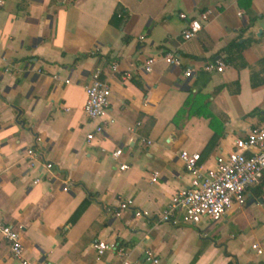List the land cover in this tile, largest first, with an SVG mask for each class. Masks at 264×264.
<instances>
[{"label": "crops", "instance_id": "crops-1", "mask_svg": "<svg viewBox=\"0 0 264 264\" xmlns=\"http://www.w3.org/2000/svg\"><path fill=\"white\" fill-rule=\"evenodd\" d=\"M0 1V223L18 229L29 264H115L113 252L93 249L97 238L133 259L150 250L158 264H264V179L218 221L186 223L181 212L161 220L189 183L180 150L200 156L215 138L201 160L209 163L264 127V0ZM207 9L184 41L180 13L198 19ZM166 52L179 65L166 64ZM217 57L226 68L203 69ZM112 64L131 76L122 80ZM95 68L112 88L115 122L88 141L94 123L83 106ZM47 160L51 175L35 183ZM125 198L131 204L117 216ZM0 264H22L1 234Z\"/></svg>", "mask_w": 264, "mask_h": 264}, {"label": "built area", "instance_id": "built-area-1", "mask_svg": "<svg viewBox=\"0 0 264 264\" xmlns=\"http://www.w3.org/2000/svg\"><path fill=\"white\" fill-rule=\"evenodd\" d=\"M1 3V1H0ZM212 13L210 9L200 12L198 19H189L184 13L180 17L185 21V27L180 31L184 41L193 38L200 30V21L208 20ZM241 16V14H238ZM161 58L168 65L177 66L180 63L178 55L172 52L164 53ZM154 57L148 58L142 63L140 69L143 73H149ZM225 67L223 59L215 58L207 62L203 69L207 71L215 70L221 72ZM111 70L119 74L122 80L131 76L129 71L119 72L118 65L112 64ZM184 78L191 76V70L183 73ZM87 99L83 110L90 122L94 123L92 130L87 133L88 141L92 140L96 134H104L108 126L115 122L114 118L108 116L112 88L107 79L103 78L100 68H95L92 72L90 82L85 86ZM121 150L112 153L113 158L121 154ZM30 158L28 167L36 166V153L33 149L26 151ZM178 158L189 174V183L179 186L174 191L172 199L167 203L161 220L172 217L175 212H181V218L186 223L197 224L205 220L218 221L224 213L233 206H242L245 202L247 189L258 183L264 175V127H253L249 129L244 137L238 138L232 144L230 151H220L216 153L209 163L200 161L198 152H186L180 150ZM52 161L47 160L41 164L42 173L34 179L39 182L43 177L51 175ZM126 163L120 164V169L125 168ZM158 172L154 171L151 181H155ZM68 186L64 185L63 189ZM131 204L130 198H125L118 203L116 215L120 216L124 208ZM135 215L147 214L143 210H135ZM0 234L8 242L11 253L18 258L22 264H29L23 253V246L18 229L11 223H0ZM92 247L99 254L113 252L117 261L115 264H158V256L148 250L142 260L133 259L129 251L121 243L112 240L106 241L100 238L92 242ZM251 247L257 252H262V247L257 243H251ZM48 264H56L49 261Z\"/></svg>", "mask_w": 264, "mask_h": 264}, {"label": "trees", "instance_id": "trees-1", "mask_svg": "<svg viewBox=\"0 0 264 264\" xmlns=\"http://www.w3.org/2000/svg\"><path fill=\"white\" fill-rule=\"evenodd\" d=\"M250 84H252L253 86H256V85H258V82L255 81L252 77H250ZM214 141H215V138L210 139L207 147H205V150H203V152L200 154V161L204 159L205 155L208 153V146H210V144L213 143ZM262 179H264V175H263ZM85 203L86 202H82L80 207H78L74 217L78 216L82 212L81 210L84 207Z\"/></svg>", "mask_w": 264, "mask_h": 264}]
</instances>
